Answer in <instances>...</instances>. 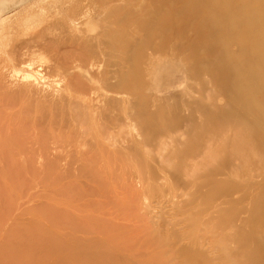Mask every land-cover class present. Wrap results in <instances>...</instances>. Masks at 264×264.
<instances>
[{
	"label": "rangeland",
	"instance_id": "1",
	"mask_svg": "<svg viewBox=\"0 0 264 264\" xmlns=\"http://www.w3.org/2000/svg\"><path fill=\"white\" fill-rule=\"evenodd\" d=\"M3 16L10 48L31 22L67 44L20 58L62 60L43 83L64 95L0 82V264H264V0H0Z\"/></svg>",
	"mask_w": 264,
	"mask_h": 264
},
{
	"label": "bare ground",
	"instance_id": "2",
	"mask_svg": "<svg viewBox=\"0 0 264 264\" xmlns=\"http://www.w3.org/2000/svg\"><path fill=\"white\" fill-rule=\"evenodd\" d=\"M79 7V6H78ZM82 7V6H81ZM81 7H79V8H81ZM82 12V14L83 15H81L80 13V15L81 16H79V18H77V17H70V19H68L69 20V24H70V27H71V29H72V31L73 32H77V31H80L81 29H82V27H81V21L84 19V18H86V15H87V13H86V11H83L82 10V8L79 10V12ZM6 12V11H5ZM41 15V18H44L43 17V13L42 14H40ZM78 15V14H77ZM76 15V16H77ZM4 16L2 17V20H0V46H1V49H2V47H3V50L5 49V51L6 52H9L8 51V48L9 49H11L10 50V52L12 53V55L14 54V57H16V58H14V57H11V58H8V61H10V60H12V62H11V64L12 65H6L5 64V68H1V70H0V82L3 84H0V88H1V85L4 87V90H6L7 92H11V93H18V92H21L19 95H21V94H23L22 93V91L23 92H31V91H34L36 94H37V96H43V97H45V98H50V99H52V97H53V95L54 94H58V95H61L62 94V92H61V90L59 89V88H51V84L48 82V81H46L45 83H43L44 82V80L46 79V78H49V73H53L54 72V70H53V66H55V64H58V63H61V61L59 60V59H56V61L57 60H59L60 62H58V63H55V62H52V60H50L49 61V59L47 60L46 58H45V56H41L40 55V53H37V57L36 58H32V59H30V60H27V61H23V60H21L20 58H21V56L22 55H24V54H32L33 53V51L35 52L36 51V49L35 48H37L38 49V51L44 46V47H48L47 48V50L49 49L50 50V48L53 46L54 47V49H56L57 47H60L59 45V40H61L60 38H58V39H56V38H54V37H52V36H54L55 35V33H53V32H50V30H51V23H48V24H46V25H43V27H42V31H37V30H33V28H35V27H33L34 25H33V23L31 22V23H29L27 26H25V29H31L30 31H28V33H26V35H28L27 36V38L25 39V37L24 38H21V39H19L18 40V38L17 39H15V41H14V44H13V46H11V48L9 47L11 44H9V46H8V43H7V41H8V38H7V36H6V30H4L5 29V25L3 24V21H5L4 20ZM27 20V19H26ZM26 22V21H25ZM65 24V23H64ZM62 25V24H61ZM22 27H20V29H21ZM58 28V27H57ZM57 28H55L56 30H57ZM61 28V27H60ZM63 28V27H62ZM61 28V29H62ZM66 28V35L65 36H67L68 35V26L67 27H65ZM54 29V30H55ZM60 29V30H61ZM64 29V28H63ZM58 31V30H57ZM61 31H63V30H61ZM64 31H65V29H64ZM63 31V32H64ZM59 32V31H58ZM50 33H52V34H54V35H52V36H47L48 34H50ZM60 33V32H59ZM63 34V33H62ZM69 35H71V36H69V38L70 37H72V35H74V36H76V37H78V35H76V34H70L69 33ZM46 36H47V38H48V40H47V38H46ZM76 37H74V38H71L72 40H74ZM51 40H50V39ZM67 38H68V36H67ZM66 39V38H65ZM77 39V38H76ZM79 39V38H78ZM16 40H18V42L20 43V44H16L17 43V41ZM67 40V39H66ZM66 40L65 41H62V42H64V44L66 43ZM71 40V41H72ZM50 41V42H49ZM56 41V42H55ZM80 41V40H79ZM62 42H61V46H63L64 44H62ZM73 42V41H72ZM75 42V41H74ZM49 44H51V46L49 45ZM67 44V43H66ZM70 45V44H69ZM78 45H80V44H78ZM88 45V44H87ZM66 46V45H65ZM65 46H63V47H65ZM68 46V45H67ZM70 46H72V45H70ZM32 47H33V49H32ZM79 47V46H78ZM87 47V46H86ZM85 46L84 47H82L83 49H85L86 48ZM31 48V49H30ZM45 48V49H46ZM66 48V47H65ZM64 48V49H65ZM35 49V50H34ZM53 49V48H52ZM61 49L63 50V48L61 47ZM76 49H78V48H76ZM75 49V50H76ZM42 50V49H41ZM5 51H3V52H5ZM43 51V50H42ZM41 51V52H42ZM46 51V50H45ZM44 51V54L45 53H47V52H45ZM51 51V50H50ZM54 51V50H53ZM52 51V53H54V54H56L57 52H53ZM61 51V50H60ZM60 51L57 53L58 55H55V56H57L58 58H60L61 57V55H59V53H60ZM71 51V50H70ZM77 51V50H76ZM75 51V52H76ZM91 51V50H90ZM5 52V53H6ZM74 52V49H73V51H72V53ZM49 53V52H48ZM78 53H80V52H78ZM1 54V53H0ZM3 54V53H2ZM2 54H1V57L0 58H3V56H2ZM8 54V53H7ZM7 54H6V56H7ZM60 54H62V51H61V53ZM77 53H75V55L74 56H78V57H80L79 55H76ZM13 58H14V60H13ZM82 58V57H81ZM23 59V58H22ZM34 59H35V61L36 62H43L44 61V63L45 64H41L42 66H44L43 67V69L42 70H40V69H35L34 70V66H32L33 64L32 63H34L35 61H34ZM50 59H53L54 61H55V57H52V58H50ZM61 59V58H60ZM1 60H4V61H6L5 59H1ZM68 60H70V58H68ZM15 61V62H14ZM47 61V62H46ZM1 62V61H0ZM68 62V61H67ZM67 62L66 63H64V64H67ZM2 63V62H1ZM55 63V64H54ZM62 63V64H63ZM69 63V62H68ZM3 64V66H4V63H2ZM1 64V65H2ZM20 64H24L25 66H28V67H25V68H22V67H18ZM61 64V65H62ZM63 64V65H64ZM70 64V63H69ZM94 66V64L93 63H91L90 64V67L92 68ZM1 67V66H0ZM36 67V66H35ZM39 67V66H38ZM41 67V66H40ZM64 67H65V65H64ZM67 67V66H66ZM42 71V72H41ZM78 78V77H77ZM38 79H39V81L41 82V83H39L38 82ZM70 80H72V79H70ZM72 83H73V85L75 86V88L72 90L71 88H70V86L68 85V84H66L67 85V88H68V90H69V88H70V90H72V92H74V93H78V92H80V93H83V92H85V88H84V86H82V84L79 82V83H76V82H74L73 80H72ZM1 90V92L4 94V90H3V88L2 89H0ZM3 90V91H2ZM7 92H5V93H7ZM61 92V93H60ZM67 91L65 90V94H67V95H65L66 96V98L68 97V99L71 97L70 96V94L69 93H66ZM69 92V91H68ZM71 92V91H70ZM2 93H1V95H2ZM8 93V94H9ZM10 93V94H11ZM7 94V95H8ZM6 95V94H5ZM6 95V96H7ZM12 95V94H11ZM11 95H8V96H11ZM18 95V94H17ZM17 95H13V97H12V99H14ZM62 95H64V94H62ZM6 96H4V97H6ZM15 96V97H14ZM2 97V96H1ZM20 97V96H19ZM17 98H18V96H17ZM1 99V98H0ZM2 99H6V98H3L2 97ZM54 99V98H53ZM70 99H72V98H70ZM11 100V99H10ZM13 101V100H12ZM12 101H10V102H12ZM14 103V102H13ZM0 104H1V102H0ZM6 104V103H5ZM8 104V103H7ZM2 105V104H1ZM16 105V104H15ZM3 106V105H2ZM5 107H6V105H5ZM4 107V108H5ZM1 108V107H0ZM3 108V109H4ZM11 108H13V107H11ZM1 110H2V108H1ZM0 110V112H3V111H1ZM5 110V109H4ZM7 110V109H6ZM14 112V111H13ZM0 115H1V113H0ZM13 118V117H12ZM1 119V118H0ZM7 121V120H6ZM9 121H12V122H14L13 120H9ZM11 123V122H10ZM19 123V122H18ZM17 123V124H18ZM12 124V123H11ZM13 125V124H12ZM15 126V125H14ZM20 126V125H19ZM2 127V126H1ZM12 127V126H11ZM12 129V128H11ZM1 131V130H0ZM13 131V130H12ZM18 132V131H17ZM13 133V132H12ZM1 134V133H0ZM11 135V134H10ZM13 136V135H12ZM30 138V137H29ZM28 138V139H29ZM30 141V140H29ZM2 160V159H1ZM0 160V161H1ZM5 161V160H4Z\"/></svg>",
	"mask_w": 264,
	"mask_h": 264
}]
</instances>
